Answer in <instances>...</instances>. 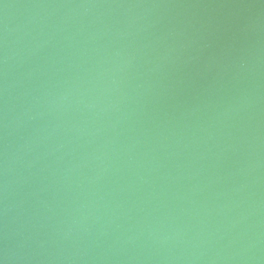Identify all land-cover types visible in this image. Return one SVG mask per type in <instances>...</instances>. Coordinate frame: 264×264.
Wrapping results in <instances>:
<instances>
[{
  "label": "water",
  "instance_id": "1",
  "mask_svg": "<svg viewBox=\"0 0 264 264\" xmlns=\"http://www.w3.org/2000/svg\"><path fill=\"white\" fill-rule=\"evenodd\" d=\"M0 264H264V0H0Z\"/></svg>",
  "mask_w": 264,
  "mask_h": 264
}]
</instances>
